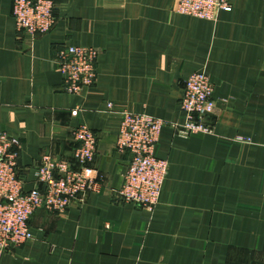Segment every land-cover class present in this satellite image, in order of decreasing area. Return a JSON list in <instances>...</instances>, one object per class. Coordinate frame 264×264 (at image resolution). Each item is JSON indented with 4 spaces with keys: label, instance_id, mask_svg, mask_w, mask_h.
<instances>
[{
    "label": "crops",
    "instance_id": "crops-1",
    "mask_svg": "<svg viewBox=\"0 0 264 264\" xmlns=\"http://www.w3.org/2000/svg\"><path fill=\"white\" fill-rule=\"evenodd\" d=\"M54 2V27L30 35L0 0V128L20 139L26 190L42 154L73 159L79 123L98 135L100 176L65 212L36 210L32 238L0 264H264V0L213 20L176 13L175 0ZM66 45L98 49L80 93L56 62ZM199 70L214 84L211 131L182 136L184 82ZM109 103L166 122L155 153L169 171L151 211L116 196L131 153L116 148Z\"/></svg>",
    "mask_w": 264,
    "mask_h": 264
},
{
    "label": "built area",
    "instance_id": "built-area-1",
    "mask_svg": "<svg viewBox=\"0 0 264 264\" xmlns=\"http://www.w3.org/2000/svg\"><path fill=\"white\" fill-rule=\"evenodd\" d=\"M236 0H175L174 11L203 19H216L219 10H232ZM54 0H13V14L19 31L30 35L48 33L56 24ZM98 49L92 46L66 45L56 56L64 77V89L80 93L97 78ZM214 84L204 70L193 72L184 82L181 109L185 121L178 132L188 136L209 132L206 117L213 114L216 99ZM119 131L116 148L131 153L128 168L116 196L124 202L151 211L157 205L169 162L156 155L162 128L166 122L147 113L128 109L116 111ZM77 143L73 159L44 153L35 171L37 184L25 189L19 176L20 139L0 128V253L21 246L32 238L30 218L38 209L65 212L74 201H82L95 189L99 170L93 165L98 135L86 124L73 131Z\"/></svg>",
    "mask_w": 264,
    "mask_h": 264
}]
</instances>
